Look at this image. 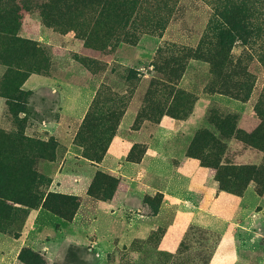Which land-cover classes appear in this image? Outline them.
I'll use <instances>...</instances> for the list:
<instances>
[{
	"label": "rangeland",
	"instance_id": "1",
	"mask_svg": "<svg viewBox=\"0 0 264 264\" xmlns=\"http://www.w3.org/2000/svg\"><path fill=\"white\" fill-rule=\"evenodd\" d=\"M145 2L152 9V1ZM139 10L132 16V28L120 22L112 30L104 52L86 47L73 31L62 34L41 24L32 13L24 14L28 19L25 34L46 47L54 62L48 72L32 74L26 80L23 88L31 95L21 106H9L0 97V133L15 132L26 138L16 134L9 142L8 136L0 134L2 150L9 143L17 147L0 156V188L9 191V199L0 204V264H32L31 255L19 258L25 250L36 253L40 264H264V193L259 194L253 182L241 195L220 190L216 169L195 158L204 170L196 178H210V183L194 184L195 194L189 200L178 157H192L188 149L197 131L213 129L217 118L236 113L240 124L242 119L250 124L245 128L254 127L264 67L253 59L255 86L250 99L241 102L204 92L207 66L193 65L178 86L196 101L187 106H161L175 109L177 119L188 124L181 131L162 129L160 120L171 115L152 113L154 106H146L145 101L151 81L160 78L152 64L160 49L161 55H169L195 46L213 12L206 0H179L174 12L155 11L157 16L150 13L146 17L145 10ZM153 29L154 34L149 32ZM124 34H134L135 39H124ZM243 50L237 46L235 54ZM76 55L87 60H77ZM95 61L100 66L93 70ZM132 73L138 81L128 80ZM3 74L0 63V79ZM98 91L102 102L112 98L119 105L113 107L123 112L111 143L117 138L130 151L113 161L106 157L108 150L102 161L94 162L75 146L77 132ZM27 139H53L62 155L57 161L38 158ZM228 142L224 160L264 166L261 150L234 139ZM149 147H161L167 153L152 164L147 157ZM201 153L209 156L207 149ZM98 173L113 180L100 183V178L95 185ZM91 185L97 195L89 193ZM167 187L182 200L168 202ZM38 189L46 192L37 207L14 202L18 194L23 202H33L29 197ZM49 192L73 196L77 206H71L66 216L56 214L43 206ZM54 200L48 204L51 209L57 205Z\"/></svg>",
	"mask_w": 264,
	"mask_h": 264
},
{
	"label": "trees",
	"instance_id": "2",
	"mask_svg": "<svg viewBox=\"0 0 264 264\" xmlns=\"http://www.w3.org/2000/svg\"><path fill=\"white\" fill-rule=\"evenodd\" d=\"M147 0H0V63L4 67V74L0 79V97H4L9 106H21L31 95V91L23 88L24 83L32 74L46 73L54 62L51 53L37 40L25 34L24 18L26 12L32 13L44 26L55 28L65 34L73 31L76 38H80L86 47L104 52L110 40L112 30L121 22L132 28V16L140 8L144 9L146 17L155 11L160 13L174 12L179 0H151L152 9L147 8ZM212 8L205 32L199 42L192 47H184L172 54L161 55L155 61V72L160 78L151 81V88L145 96L146 106H154L152 113L159 112L160 117L165 113L172 117H179L175 109L164 110L161 106H187L195 102L196 97L179 87L184 75L193 65L203 64L208 69V80L204 92L221 94L232 99L247 102L253 92L256 76L251 69L253 59L264 67V0H206ZM139 10V11H140ZM142 20V19H141ZM154 20H152V23ZM135 27L134 30H137ZM155 33V30L149 31ZM126 36V37H125ZM135 39V35L124 34V39ZM237 46L242 47L240 54H235ZM77 60L87 58L74 56ZM100 64V63H99ZM100 65L96 63L91 68L96 70ZM129 81H138V76L132 73ZM107 87L103 86V89ZM109 89V88H107ZM168 97L164 98V92ZM159 93V94H158ZM100 106H103L102 109ZM113 106L118 103L102 102L98 91L91 104V111L86 115L75 138V146L81 154L94 162L104 158L108 147L116 134L118 120L123 112H117ZM121 106V105H120ZM255 111L261 118L260 123L251 131L240 127L239 116L236 113L217 118L213 122V129L197 131L188 155L200 160L201 165L216 169V180L219 189L236 195H241L253 182L259 194L264 193V166L254 164L237 165L223 159L224 150H227L231 139L243 142L245 145L261 150L264 153V88L256 105ZM141 112L139 117H142ZM12 141L17 133L1 132ZM21 139L23 135L17 134ZM226 138L225 142L220 139ZM31 142V151H38L37 157L49 161H57L61 152L60 145L53 139L47 142ZM134 146L129 153L132 156ZM16 145L9 143L7 150L15 151ZM207 149L209 156L201 152ZM18 160L17 162H19ZM2 162L0 161V166ZM2 173V171H0ZM101 178V181H100ZM113 180L111 176L98 173L95 185L104 180ZM100 181V183L98 182ZM8 190L0 188V204L9 199ZM46 190L38 189L31 192L29 199L33 202H23L22 195L18 194L15 203L29 207L41 204ZM91 195H97L94 185L89 188ZM98 197V196H97ZM55 198V200H54ZM51 200L56 201L52 209L48 205ZM32 205V206H31ZM43 206L56 214L66 216L71 206H77L76 198L49 192ZM31 255L32 264H40L36 253L25 250L19 258Z\"/></svg>",
	"mask_w": 264,
	"mask_h": 264
},
{
	"label": "crops",
	"instance_id": "3",
	"mask_svg": "<svg viewBox=\"0 0 264 264\" xmlns=\"http://www.w3.org/2000/svg\"><path fill=\"white\" fill-rule=\"evenodd\" d=\"M260 120L261 119H259L258 115L256 114L255 120H254V122H252L254 124V127H252L250 130L244 127V125H246V124H245V121L243 119L241 120L240 125L243 128H245L246 130L251 131L260 123ZM187 124H188V122L186 120L173 118L171 116H164L160 120V127L162 129H165L168 131H181L182 129H184V127ZM248 125H250V124H248ZM248 125H246V126H248ZM116 139H114L113 142L111 143V146L108 149V153L106 155V157H108V158H109V156L111 157V159H112L111 161L119 158L123 153L126 154L128 150L130 151L129 146L126 145V143H124L122 141H116ZM166 153H167V150L164 148L159 147L158 149H156L154 147H151V148L149 147L147 157H150L149 161L152 162V164H155V163H158L160 160H162L160 158H163V155H166ZM178 157L181 161L179 164V171H180L181 175L185 177V181H186V186H185L186 188L185 189H187V191H188L186 198L191 200L192 199L191 196L193 194H195V192H193V188L195 186H193V185L196 183H200V182L209 184L210 178H207L206 180L196 178L197 176H199V173H204L203 168L198 167L199 163H198L197 159L192 158V157H187L185 155H181ZM110 163H113V162H110ZM210 173H212V172H209V175H207V176L211 177V181H213V174H211L212 176H210ZM197 179H198V181H196ZM167 186L169 187V184ZM168 187L164 191L165 199H167L168 202L182 200V197H178V195H175L173 192L169 193ZM211 198H214V196H211Z\"/></svg>",
	"mask_w": 264,
	"mask_h": 264
}]
</instances>
